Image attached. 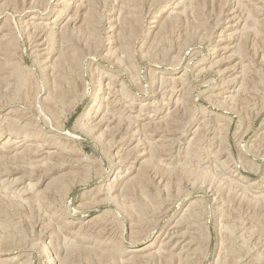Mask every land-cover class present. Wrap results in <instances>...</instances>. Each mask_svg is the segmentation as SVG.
Returning a JSON list of instances; mask_svg holds the SVG:
<instances>
[{
    "label": "rangeland",
    "instance_id": "rangeland-1",
    "mask_svg": "<svg viewBox=\"0 0 264 264\" xmlns=\"http://www.w3.org/2000/svg\"><path fill=\"white\" fill-rule=\"evenodd\" d=\"M0 264H264V0H0Z\"/></svg>",
    "mask_w": 264,
    "mask_h": 264
},
{
    "label": "bare ground",
    "instance_id": "bare-ground-1",
    "mask_svg": "<svg viewBox=\"0 0 264 264\" xmlns=\"http://www.w3.org/2000/svg\"><path fill=\"white\" fill-rule=\"evenodd\" d=\"M72 3H74V5H76V6H78V0H70ZM79 5H81L80 3H79ZM81 6H83V5H81ZM54 21V20H53ZM220 50H223V51H228V47L227 46H221L220 47ZM151 119V118H150ZM174 121V120H173ZM176 124V123H175ZM23 141H24V139H22ZM161 143V142H160ZM142 155V153L141 152H137V155H136V157H135V159H137V157L138 156H141ZM138 160V159H137ZM139 163V162H138ZM141 170V169H140ZM175 226H172V228L174 229L173 230V232H172V234H169L168 235V238H166L167 240H165L166 241V244H168L169 245V243H171L172 244V242H173V244H174V242H176V244L179 242V239L181 240L182 239V236H180L178 233H177V230H175V228H174ZM167 234V233H166ZM164 235V234H163ZM162 237V236H161ZM163 242V241H162ZM151 244H149L148 246H150ZM138 249H130L129 250V252H135V251H137Z\"/></svg>",
    "mask_w": 264,
    "mask_h": 264
}]
</instances>
